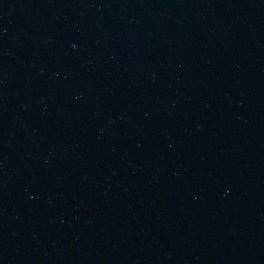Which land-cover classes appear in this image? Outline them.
Segmentation results:
<instances>
[{
    "label": "water",
    "instance_id": "1",
    "mask_svg": "<svg viewBox=\"0 0 264 264\" xmlns=\"http://www.w3.org/2000/svg\"><path fill=\"white\" fill-rule=\"evenodd\" d=\"M0 264H264V0H0Z\"/></svg>",
    "mask_w": 264,
    "mask_h": 264
}]
</instances>
